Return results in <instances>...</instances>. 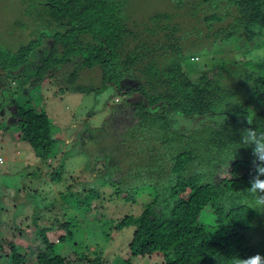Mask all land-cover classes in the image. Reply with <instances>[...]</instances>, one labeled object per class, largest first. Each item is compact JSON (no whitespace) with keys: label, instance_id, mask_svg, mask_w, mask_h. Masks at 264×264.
Returning <instances> with one entry per match:
<instances>
[{"label":"trees","instance_id":"16d2710c","mask_svg":"<svg viewBox=\"0 0 264 264\" xmlns=\"http://www.w3.org/2000/svg\"><path fill=\"white\" fill-rule=\"evenodd\" d=\"M171 1L176 2L173 11L129 23L111 0H44L37 23L42 31L52 30L48 35L52 43L41 48L46 34L42 32L17 52L0 47V74L8 73L7 78L20 71L11 77L18 79L32 71L33 86H41L56 77L57 68L77 59L78 68L65 78L61 90L98 93L110 87L124 95L115 104L119 112L112 108L101 129L116 135L131 153L127 163H115L121 172L115 195L125 193L128 202L135 201L139 188L150 195L139 216H126L117 225L118 230L134 228L128 245L131 256L156 255L158 264H234L235 258L264 256L263 241L253 240L254 234L264 232V219L260 222L264 212L249 207L246 191L254 170L253 152L238 143L246 127L264 133L262 66L251 60L218 61L196 75L184 66L187 49L199 44L212 41L214 47L236 39L234 45L243 49L261 39L264 0ZM174 14H183L184 19L195 16L198 26L188 22L185 28ZM199 14H204L202 19ZM36 52L38 63L31 64ZM193 55L188 59H197ZM79 69L99 70L100 85L78 83ZM10 110L35 155L48 159L57 140L47 113L16 102ZM118 115L129 121L118 120ZM176 115L207 120L187 130L174 127ZM115 123L121 125V137ZM106 166L113 167L110 162ZM221 169L229 176H218ZM111 173L115 172L105 176ZM93 190L91 197L97 195ZM46 232H41L45 252L38 254L37 264L83 262L84 255L56 253ZM12 260L18 264L22 258L14 255Z\"/></svg>","mask_w":264,"mask_h":264},{"label":"rangeland","instance_id":"374dc122","mask_svg":"<svg viewBox=\"0 0 264 264\" xmlns=\"http://www.w3.org/2000/svg\"><path fill=\"white\" fill-rule=\"evenodd\" d=\"M111 1L119 6L122 19L129 23H143L154 14L173 11L176 5L171 0ZM44 3V0H0L2 49L17 52L42 32L47 35L43 36L41 48L48 49L52 43L48 35L52 30L44 27L42 31L36 17L42 13ZM174 15L185 28L188 22L193 27L198 26L195 16L184 19L183 14ZM203 15L199 14L198 18L202 19ZM201 26L205 28L203 23ZM233 42L237 44L233 39L212 47L211 41L187 49L184 59L186 70L196 75L211 63L240 62L247 60L253 49L264 48V36L250 42L245 49L238 48ZM191 53H196L194 61L188 59ZM39 57L36 52L30 63H38ZM253 62L261 64L259 70L264 74V61ZM78 66L79 61L73 59L70 64L57 68L53 72L56 77L41 86H33L35 72L32 71L18 79L11 77L20 71L7 77L10 79L5 76L8 73L0 74V264H13L14 255L22 258L18 264H37L38 254L45 252L43 229H46L49 241L55 244L56 253L65 257L84 255L83 262L77 264H124L128 261L130 264H158L161 260L156 255L131 256L128 245L133 227L117 229L118 223L126 216H139L150 200V195L144 194L145 190L140 188L136 194L134 192V202L126 201L123 198L125 193L115 195L117 181L121 177L115 163H127L125 159L131 153L126 152L127 144H121L116 135L108 136L101 127L111 116L110 110H117L115 104H120L124 95L110 87L98 93L61 90L65 87V78ZM78 74V83L95 86L101 83L99 70L79 69ZM24 80L28 82L23 83ZM13 102L48 114L52 136L57 140L56 148L48 159L37 157L20 135L11 117L10 105ZM120 117L122 115H118V120ZM173 118L175 128L187 130L207 120L198 116L183 118L176 115ZM122 119L123 122L129 121L125 115ZM114 128L118 135L121 125L115 123ZM115 150L118 155H115ZM112 156L117 159L113 161ZM108 162L112 168L106 166ZM57 171L61 174L55 179ZM226 171L221 169L218 176L228 177ZM108 172L115 173L105 176ZM91 189L97 195L91 197ZM60 236L63 237L61 241ZM253 240L263 241L264 245V232L254 234Z\"/></svg>","mask_w":264,"mask_h":264},{"label":"clouds","instance_id":"9594fccd","mask_svg":"<svg viewBox=\"0 0 264 264\" xmlns=\"http://www.w3.org/2000/svg\"><path fill=\"white\" fill-rule=\"evenodd\" d=\"M238 59H241L238 57ZM247 60L255 62L264 61V48L253 49ZM119 100L116 99V102ZM247 124L252 125V119L246 117ZM239 148L251 147L253 152L254 170L249 181V187L246 188L250 198L249 207L257 212H264V133H260L256 128L246 127L243 129L241 139L238 142ZM238 148V149H239ZM234 264H264V256L259 254L249 256L247 258H235Z\"/></svg>","mask_w":264,"mask_h":264},{"label":"crops","instance_id":"0c3cea01","mask_svg":"<svg viewBox=\"0 0 264 264\" xmlns=\"http://www.w3.org/2000/svg\"><path fill=\"white\" fill-rule=\"evenodd\" d=\"M48 115V114H47Z\"/></svg>","mask_w":264,"mask_h":264}]
</instances>
